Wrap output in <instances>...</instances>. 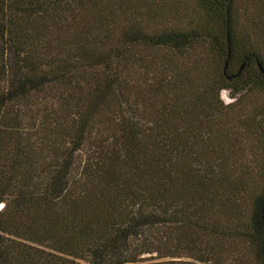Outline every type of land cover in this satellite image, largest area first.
<instances>
[{"label":"trees","instance_id":"1","mask_svg":"<svg viewBox=\"0 0 264 264\" xmlns=\"http://www.w3.org/2000/svg\"><path fill=\"white\" fill-rule=\"evenodd\" d=\"M261 69L264 0H0V264H264Z\"/></svg>","mask_w":264,"mask_h":264},{"label":"rangeland","instance_id":"2","mask_svg":"<svg viewBox=\"0 0 264 264\" xmlns=\"http://www.w3.org/2000/svg\"><path fill=\"white\" fill-rule=\"evenodd\" d=\"M220 97H221V100L223 101L224 104H229L233 101L229 96V92H227L225 90L221 91ZM245 255L247 256L248 261H251L255 258L249 249H246Z\"/></svg>","mask_w":264,"mask_h":264},{"label":"water","instance_id":"3","mask_svg":"<svg viewBox=\"0 0 264 264\" xmlns=\"http://www.w3.org/2000/svg\"><path fill=\"white\" fill-rule=\"evenodd\" d=\"M261 71L264 73V70L261 69Z\"/></svg>","mask_w":264,"mask_h":264}]
</instances>
